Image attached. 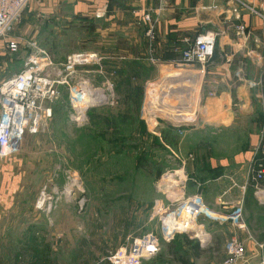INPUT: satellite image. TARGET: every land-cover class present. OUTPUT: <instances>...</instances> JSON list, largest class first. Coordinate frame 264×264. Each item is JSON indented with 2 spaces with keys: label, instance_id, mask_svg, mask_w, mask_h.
Returning <instances> with one entry per match:
<instances>
[{
  "label": "rangeland",
  "instance_id": "1",
  "mask_svg": "<svg viewBox=\"0 0 264 264\" xmlns=\"http://www.w3.org/2000/svg\"><path fill=\"white\" fill-rule=\"evenodd\" d=\"M109 15L61 11L51 23L40 17L38 37L22 42L18 52L8 53L0 43L4 77L24 67L37 51L35 42L53 62L43 73L65 79L46 104L51 117L36 133L25 135L18 152L3 159L18 184L12 206L0 218V264H109L111 251L130 248L146 233L158 237L160 249L142 264H183L178 257L192 264L185 237L203 243L205 251L218 244L226 253L222 264L231 255L233 238L244 243L247 253L239 231L250 229L264 247V202L250 180L242 186L241 203L224 211L239 212L245 227L228 218L221 222L223 229L210 231L221 219L207 217L213 209L204 194L219 193L222 185L213 181L252 149L253 132L250 121L240 122L238 116L237 127L208 122L206 103L213 94L203 88L211 61L201 72L200 64H184L180 51L162 58L154 30V38L147 35V23L117 24ZM71 53L97 54L100 63L68 71ZM81 79H89L103 98L88 108V121L77 125L69 118L70 89ZM167 107L186 109L181 116ZM191 200L204 205L195 222L188 217ZM166 217L184 229L176 226L168 234L165 228H172L161 220Z\"/></svg>",
  "mask_w": 264,
  "mask_h": 264
},
{
  "label": "crops",
  "instance_id": "2",
  "mask_svg": "<svg viewBox=\"0 0 264 264\" xmlns=\"http://www.w3.org/2000/svg\"><path fill=\"white\" fill-rule=\"evenodd\" d=\"M248 3L264 12V0H248ZM61 11L74 16L93 15L94 11L110 12L109 17L117 24L140 23L144 13L149 12L154 19L155 50L165 59L174 58L179 51L181 57L187 41H192L199 33L205 30L219 32L216 53L207 68L203 88L213 93L206 103L208 122L222 129L237 127L240 125L237 124L238 116L240 122L244 118L249 120L253 130L250 134L252 149L228 165L227 175L213 181L216 186L217 182L222 185L219 193L212 196L204 194V200L213 209L211 214L214 218L212 215L207 217L221 219L210 231L223 229L224 211L241 203L244 197L245 188L242 186L247 183L249 161L264 162V150L260 144L264 128L263 92L249 88L246 83L264 79L262 19L244 9L236 0H32L15 23L11 36L22 42L34 41L38 37L39 18L46 17L51 23ZM240 25L244 31L238 29ZM2 55L0 53V58ZM238 71H241V78L237 76ZM3 74L0 73V79ZM3 161L0 159V218L12 206L18 184L17 177L11 175L12 168ZM253 196L252 202L255 203ZM248 201L246 198L245 202ZM237 235L244 239L247 251L242 264H264V247L259 244L262 239H257L250 229L248 233L239 231ZM200 247L205 250L203 243ZM210 250L213 252L208 253ZM225 258L226 253L217 244L198 257L192 254L189 260L192 264H222Z\"/></svg>",
  "mask_w": 264,
  "mask_h": 264
},
{
  "label": "built area",
  "instance_id": "3",
  "mask_svg": "<svg viewBox=\"0 0 264 264\" xmlns=\"http://www.w3.org/2000/svg\"><path fill=\"white\" fill-rule=\"evenodd\" d=\"M31 1L0 0V43H3V48L8 53L14 54L20 48L22 41L12 37L11 32ZM236 1L250 13L260 17L264 24L263 11L253 7L248 0ZM103 13L98 11L96 14L100 16ZM143 21L147 23V35L154 38L152 15L148 12L144 13ZM238 29L244 31L242 25L238 26ZM218 34L216 30H205L196 35L192 41H187L186 47L181 52V61L188 65L200 64L201 72H204L206 64L215 54ZM32 46L37 50V54L32 53L28 56L20 71L0 79V159H6L18 152L25 135L36 133L41 122L51 117L52 109L46 104L57 96L55 86L65 81V79L50 78L43 73L53 62L49 54L39 48L35 42ZM99 61L97 54L94 53H71L66 57L65 69L71 71L76 65L99 64ZM237 76L241 78V71L237 72ZM246 83L250 88L261 87L264 93V79L248 80ZM98 90L99 88L93 86L89 79L78 80L71 87L69 102L73 108L69 117L71 122L81 125L88 121L86 108L99 103L103 98ZM261 145L264 147V128ZM254 166L256 170L253 169ZM249 180L256 183L255 196L259 201L264 202V162L258 163L257 160L252 162L248 170L247 182ZM189 207L188 217L195 222L196 216L204 212L201 211L204 205L201 200H191ZM223 218L224 220L233 218L234 221H238L239 227H245L239 212L233 215L226 214ZM161 220L166 226H171L172 230L165 228L168 234H172L176 226L182 227V224L179 225L175 220L167 217ZM159 249L158 237L146 233L135 240L130 248L122 247L111 251L106 260L109 264H142L143 260L154 257ZM230 254L223 264H237V261L244 259V243L233 238Z\"/></svg>",
  "mask_w": 264,
  "mask_h": 264
},
{
  "label": "trees",
  "instance_id": "4",
  "mask_svg": "<svg viewBox=\"0 0 264 264\" xmlns=\"http://www.w3.org/2000/svg\"><path fill=\"white\" fill-rule=\"evenodd\" d=\"M215 53H216V51H215ZM214 56H215V54H214ZM214 56L212 57L211 61H213ZM159 175H160V172H158V176ZM185 242L190 247L194 257H198V256L202 255L203 253H205V250H203L200 247V243L198 241H194L193 239L185 237ZM178 260H179V262H181L183 264H188V262H189L187 258H183V257H178ZM25 264H39V263L36 261H29Z\"/></svg>",
  "mask_w": 264,
  "mask_h": 264
},
{
  "label": "bare ground",
  "instance_id": "5",
  "mask_svg": "<svg viewBox=\"0 0 264 264\" xmlns=\"http://www.w3.org/2000/svg\"><path fill=\"white\" fill-rule=\"evenodd\" d=\"M180 106H178V108H179ZM166 109H169V110H171V111H176V112H179L178 114L179 115H183V111L186 109V108H184V107H181L180 109H174V108H171V107H167Z\"/></svg>",
  "mask_w": 264,
  "mask_h": 264
},
{
  "label": "water",
  "instance_id": "6",
  "mask_svg": "<svg viewBox=\"0 0 264 264\" xmlns=\"http://www.w3.org/2000/svg\"><path fill=\"white\" fill-rule=\"evenodd\" d=\"M90 106H92V105H89V106L86 108V110H88V108H89Z\"/></svg>",
  "mask_w": 264,
  "mask_h": 264
}]
</instances>
